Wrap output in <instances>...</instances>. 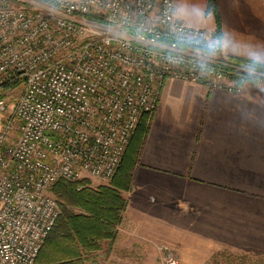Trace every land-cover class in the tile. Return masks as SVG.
<instances>
[{
  "label": "built area",
  "instance_id": "obj_1",
  "mask_svg": "<svg viewBox=\"0 0 264 264\" xmlns=\"http://www.w3.org/2000/svg\"><path fill=\"white\" fill-rule=\"evenodd\" d=\"M37 1L51 6L0 0V264L35 263L60 213L54 183L114 176L166 80L239 94L255 74L204 46L220 39L175 15L178 0Z\"/></svg>",
  "mask_w": 264,
  "mask_h": 264
},
{
  "label": "crops",
  "instance_id": "obj_2",
  "mask_svg": "<svg viewBox=\"0 0 264 264\" xmlns=\"http://www.w3.org/2000/svg\"><path fill=\"white\" fill-rule=\"evenodd\" d=\"M190 1L185 8L178 0L177 10L186 12L179 17L214 31L212 17L204 15L206 0ZM217 3L228 41L222 55L264 62V0ZM124 195L117 240L97 259L116 261L117 250L159 243L192 255L191 262L225 254L223 249L262 248L264 81L248 82L234 94L166 80L134 185Z\"/></svg>",
  "mask_w": 264,
  "mask_h": 264
},
{
  "label": "trees",
  "instance_id": "obj_3",
  "mask_svg": "<svg viewBox=\"0 0 264 264\" xmlns=\"http://www.w3.org/2000/svg\"><path fill=\"white\" fill-rule=\"evenodd\" d=\"M9 5L32 9L31 4L20 0H2ZM206 14L215 18V34L221 40V18L217 0L206 1ZM91 20H100L89 14ZM228 60L237 65H247L257 72H264V64L237 56ZM259 74V73H257ZM250 80L262 76L253 74ZM152 113L141 115L137 127L124 151L114 178L107 184L91 186L85 180L58 181L50 189L59 203L60 213L54 228L45 239L34 264H95L99 251L108 253L118 237L128 201L124 195L134 185L136 170L150 132ZM107 246L104 247V244ZM223 253H216L217 262Z\"/></svg>",
  "mask_w": 264,
  "mask_h": 264
},
{
  "label": "rangeland",
  "instance_id": "obj_4",
  "mask_svg": "<svg viewBox=\"0 0 264 264\" xmlns=\"http://www.w3.org/2000/svg\"><path fill=\"white\" fill-rule=\"evenodd\" d=\"M20 1L31 2L33 3V5H31L32 8L42 9L45 11H47L51 6L49 3L39 2L37 0H20ZM188 1L191 3L190 0H180L181 2L180 6L181 7L183 6L185 8H187L188 6L191 7L192 4L189 5ZM205 10H206V6H205ZM205 10H204L205 17L211 16L214 21V26L216 27L214 15L212 13L206 14ZM218 10H219V6H218ZM220 18H221V14H220ZM221 34H222L221 37L222 39L223 38L222 18H221ZM256 62L264 64V62H260V61H256ZM242 67L248 71H252V73H255L256 75L262 76V78L264 79V72L262 73L257 72L256 70H254L253 68L247 65H242ZM252 81L253 80L249 79L248 82H252ZM257 81H264V80L258 79ZM12 95L13 97L10 96L11 99L16 97L17 92L13 93ZM114 176L112 178H114ZM111 179L107 181H99L96 179L85 178L82 180L87 181L91 186H97L99 184L100 185L107 184L111 181ZM260 242L262 248L257 247V248L243 249V251L240 252H232L228 249H223L221 250V252L224 251L225 254L219 256L217 262H214V260L212 261V257H210L208 260L203 259L200 262H191L192 259H196L192 255H186V254L182 255L175 246H172L167 243H159L149 248L140 247V248H131V249L126 248L127 250L126 249L125 250L121 249L119 251L117 250L116 259H115L116 261H110L107 259V257H101L97 259V262L95 264H167L166 261L164 260L165 254L163 253L162 247H167L174 254L176 261L175 264H264V238L261 239Z\"/></svg>",
  "mask_w": 264,
  "mask_h": 264
},
{
  "label": "clouds",
  "instance_id": "obj_5",
  "mask_svg": "<svg viewBox=\"0 0 264 264\" xmlns=\"http://www.w3.org/2000/svg\"><path fill=\"white\" fill-rule=\"evenodd\" d=\"M186 12L183 9H178L177 12L175 13V15L177 16H183L185 15ZM202 13L197 12V16H201ZM178 42L182 43V44H189V45H193L196 46L197 45V40L194 37H188V36H184V35H180L177 37ZM201 44H203V42L201 41ZM204 46H208L210 48L211 51H215L216 48H227L228 47V41L226 39H221V40H217L215 42H212L211 45H204ZM172 50H178V49H172ZM256 59H259V57H256Z\"/></svg>",
  "mask_w": 264,
  "mask_h": 264
}]
</instances>
